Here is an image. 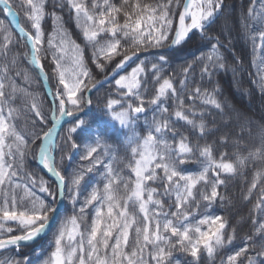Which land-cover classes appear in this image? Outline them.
Listing matches in <instances>:
<instances>
[{
	"label": "snow or ice",
	"instance_id": "obj_1",
	"mask_svg": "<svg viewBox=\"0 0 264 264\" xmlns=\"http://www.w3.org/2000/svg\"><path fill=\"white\" fill-rule=\"evenodd\" d=\"M66 2L76 24L82 29L83 38L93 48V62L102 72L105 64L100 60L111 63L115 56H121L112 68L115 75L133 57L164 47L170 35L173 36L170 43L180 45L193 32L210 42L209 53L201 57L207 61L202 65V76L210 77L211 70L225 68V56L221 52L223 46L218 38L206 34L207 26L213 22L223 0H184L183 4L181 0H121L119 4L112 0H102V3L92 0L90 6L85 0ZM260 3L264 6V0ZM46 4L47 0H20V6H26L25 15L30 22L31 30H26L13 11L11 0H0V8L11 17L20 37L29 45L30 63L45 82L48 77L42 57H47L43 51V21L49 15ZM51 15L54 27L47 47L57 49L52 52V61L58 84L62 87L54 93L57 102L51 108L50 127H43L48 120L33 102L35 117L39 119L32 123L34 129L39 130L33 131L30 140L25 139L13 123L11 101L15 99L17 86L8 75L7 63L0 68V252L18 250L40 237L54 219L53 214L58 212L56 201L65 198L66 177L58 169L53 155L57 147V126L65 118L73 117L75 120L68 129L65 144L72 149L83 145L82 158L90 163L71 178L68 199L74 206L77 204L81 184L94 169L100 170L101 182L92 188L79 206L80 215L74 214L62 223L48 258L41 264H170L173 250L177 248L199 264L202 250L212 256L218 249L231 244L235 230L230 229L226 234L227 219L223 215L199 216L200 202H204L207 213L220 196V186L226 183L224 176L236 175L238 168L244 167L249 158L264 160V145L250 150L247 156L237 155L232 161L225 159L226 152L222 151L217 156L211 143L193 145L187 135L181 133L177 136L175 122L168 116V100L175 102L172 111L176 120L197 130L201 137L206 125L202 119L204 113L197 110L196 102L214 106L221 112L224 106L214 94L195 82L189 86L191 65L183 69L179 88L171 77L162 76L168 59L161 54L150 65L140 62L129 73L120 75L115 80L118 96L105 102L110 118L127 130L124 141L131 159L125 167L131 175L123 174V170L113 166L115 157L108 163L104 162L103 157L108 155L109 148L103 134L77 115L85 104H92L86 93L95 87V78L87 66L81 46L68 39V33L60 23L62 18L55 13ZM248 16L261 21L262 30L251 33L249 39L253 55L259 52L264 65V8L257 13L254 3L248 10ZM57 36L62 38L59 46L54 44ZM13 42L12 28L0 19V58L7 59ZM69 51L71 57L68 56ZM233 59L238 62V57ZM65 60H70V64L66 65ZM12 63L14 65L15 60ZM149 70L158 85L151 97L146 96L142 87L147 83ZM261 84L264 85V75L261 76ZM146 105L152 106V116L151 119L145 117L146 134L141 135L136 122L140 114L148 111ZM197 116L201 117L199 122ZM82 129L89 131L90 142L74 139ZM33 144L37 148L38 163L58 181V193H53L44 181L35 176L29 175L27 184L17 179L23 170L25 154ZM196 160L200 164L196 173L185 172L179 167ZM102 164L103 169L100 168ZM262 177L264 172L255 173L249 193L257 189ZM157 184L159 188L154 186ZM37 187L51 197V203L36 194L34 189ZM18 189H23V195L19 197ZM164 197L169 198L167 204ZM89 207H93V218L85 227ZM255 209L264 211V184H261ZM260 229H264V224ZM249 247L254 248L255 245L242 247L228 255L224 264H241V257L247 264H264V247L254 255L249 254ZM0 264H31V260L27 256L5 255L0 258Z\"/></svg>",
	"mask_w": 264,
	"mask_h": 264
},
{
	"label": "trees",
	"instance_id": "obj_2",
	"mask_svg": "<svg viewBox=\"0 0 264 264\" xmlns=\"http://www.w3.org/2000/svg\"><path fill=\"white\" fill-rule=\"evenodd\" d=\"M97 2L102 3V0H97ZM112 2L119 4L121 0H112ZM151 2H155V0H151ZM183 2L184 0H181V4ZM11 3L18 12L21 25L26 30H31L30 22L25 15L26 6L21 7L20 0H11ZM85 3L90 6L92 0H85ZM254 3L257 13H259L264 8L260 0H223V5L213 22L207 26L206 34L219 39L220 44L223 46L221 52L225 56V68L223 70H211L210 77L202 76L201 73L202 65L207 62L201 57H206L209 53L210 42L202 39L197 32H193L183 44L172 51L146 56L135 62L128 70L130 71L131 68L140 62L150 65L159 55L163 54L167 57L168 63L163 68L162 76L171 77L179 88V82L183 79V69L191 65L188 76L189 86H191L192 82H195L209 93L214 94L224 106L223 111L215 109L214 106L202 104L200 101L196 102L197 110L204 113L202 119L206 128L203 137L197 130L192 129L183 121L176 120L172 111L175 108V102L172 100L166 102L170 108L168 116L175 122L177 136L181 133L187 135L189 142L193 145L211 143L214 145L217 156L223 151L227 153L225 159L232 161L236 160L237 155L247 156L250 150L264 145V85L261 84V76L264 75V65L261 64L259 52L253 55V45L249 39L251 33L262 30L261 21L248 16V10ZM46 9L49 15L43 21L45 32L43 51L47 53V57H42V64L48 75L53 95L57 88L62 86L58 84L55 64L52 61V51L47 47V41L54 27L51 13H55L62 18V23L72 40L81 46L87 66L95 78L94 82L96 83L107 76L116 62L121 59V56H115L111 63L100 60V63L105 64L104 71H100L93 62V48L83 38L82 29L76 24L66 0H47ZM178 12L179 9L177 14ZM0 19L5 20L8 26L12 28L1 8ZM12 31L14 33V42L11 45V51L8 53L7 59L0 58V68L7 63L8 75L17 86L15 99L11 101L14 109L13 123L21 135L25 139L30 140L33 131L39 130L34 129L32 123L33 120L39 119L35 117V109L32 107L33 102H36L48 120V123L43 125L44 128L51 126L52 104L46 95L35 67L30 63L31 53L28 43L16 31L13 29ZM172 37L171 35L169 36V42L162 48L169 45ZM101 40H103V37H101ZM234 56L238 57V62L233 59ZM13 60H15L14 65L12 63ZM128 71L126 74L129 73ZM114 83L104 86L92 96L91 112L88 116L81 119L103 134L104 142L109 148L108 155L103 157L104 162L108 163L112 157H115L113 161L114 168L123 170L125 175H131L130 171L125 167L127 161L131 159L127 144L124 141V134L127 130L122 129L117 122L113 121L105 110L106 99L118 96ZM157 86V82L149 70L147 83L142 85L146 96L151 97ZM185 103H189L186 96ZM146 107L148 111L143 116H140L136 122V129L141 135L146 134L145 117L151 119L152 116V106L146 105ZM196 119L199 122L201 117L197 116ZM72 126L73 124L69 123L63 127L57 138L55 150L57 167L65 175L67 182V203L64 213L56 227L44 239L31 246L6 251L0 254V258H4L5 255H14L18 258L27 256L30 258L31 264H41L42 260L48 258L53 248L54 239L58 229L64 222L63 219H67L74 214L79 216V206L89 195L92 188L101 182L100 170L94 169L93 173L86 175L85 180L81 184V195L77 204L74 206L71 200L68 199L71 178L78 171L84 170L90 163V161L82 158L84 154L83 145L80 148L72 149L70 145L65 144L68 129ZM171 135L169 133V136ZM74 139L77 142H90V133L87 129H82L77 135H74ZM36 143L39 144V141ZM103 167L104 165L102 164L100 168L103 169ZM179 167L185 172L196 173L200 169V164L196 160L186 162ZM257 171L264 172V160L249 158L244 167L238 168L236 175L224 176L226 183L220 186V196L207 213L204 208V202H200L198 215H223L228 221V228L225 232L227 234L230 229H234L235 239L223 249H218L212 256H208L202 250L199 264H224L228 255L234 254L242 247L255 245L254 248L249 247L250 255H254L264 247V229H260V225L264 224V211L255 209L261 191V184H264V177L261 178V184H258L257 189L249 193L250 185ZM29 175L44 181L53 193L58 192L57 185L37 167V148L35 144L30 145L28 148L24 157L23 170L17 179L22 184H27L29 183L27 179ZM154 186L160 187L159 184ZM34 190L37 195L50 203L52 202L51 197L47 193L40 192L38 187ZM21 195H23V189H18L17 196ZM249 195L251 198H248ZM164 199L167 204L169 198L164 197ZM92 218L93 207H89L86 210L85 227L88 226ZM257 229H260L259 233H257ZM131 243L132 236H130L129 240L130 246ZM240 260L241 264H247L244 257H241ZM170 264H195V261L190 255L177 248L173 250Z\"/></svg>",
	"mask_w": 264,
	"mask_h": 264
},
{
	"label": "water",
	"instance_id": "obj_3",
	"mask_svg": "<svg viewBox=\"0 0 264 264\" xmlns=\"http://www.w3.org/2000/svg\"><path fill=\"white\" fill-rule=\"evenodd\" d=\"M13 11L15 12V10L13 9ZM16 13V12H15ZM17 15V14H16ZM6 16V15H5ZM18 17V16H17ZM6 18L10 21L12 28L18 33V31L15 29V26L12 24V19L11 17L6 16ZM19 19V17H18ZM20 22V20H19ZM19 34V33H18ZM192 33L189 34V37L191 36ZM188 37V38H189ZM173 38V37H172ZM187 38V39H188ZM186 39V40H187ZM185 40V41H186ZM185 41H183L181 44H183ZM180 44V45H181ZM180 45H172L171 43L165 47V48H159V49H152L147 53H140L138 57H133V59L131 61H129L124 68L118 70L115 75L113 74V72L111 71L107 76H105L104 78H102L101 80H99L98 82L95 83V87L91 89L90 92L86 93L87 96H89L90 98H92V96L101 88H103L104 86L112 83L113 81H115L120 75L124 74L126 71H128V69L138 60L149 56L151 54L154 53H159V52H169L172 51L173 49L177 48ZM35 67V66H34ZM36 69V68H35ZM36 71L38 72V70L36 69ZM39 74V72H38ZM40 76V74H39ZM48 77V76H47ZM40 79L43 83L44 89L46 91V94L48 96V98L50 99L52 105L55 102V98L53 96V92L49 83V79H47V81L45 82L41 76ZM91 112V105H84V109L78 113L77 115L81 118L86 117L89 115V113ZM147 112V111H146ZM145 112V113H146ZM145 113H142L140 115H144ZM73 120H75V117L73 118H65V121L62 122L59 126H57V137L61 131V129L68 123H71ZM57 140V139H56ZM37 166L38 168L41 170V172L46 175L48 178H50L54 183L57 184L58 186V181L56 180V178L54 176L51 175V173H49L45 168H43V166L41 164L38 163V156H37ZM59 191V189H58ZM66 196H67V183H65V198L63 200H57V208H58V212L54 215V219L51 221V223L49 224L48 228L45 230V232L38 238H36L34 241L30 242L27 245H24L22 247L25 246H31L35 243H37L38 241H40L41 239H43L44 237H46L49 233H51V231L56 227L57 223L59 222V219L61 218L63 212L65 211V207H66ZM12 250V249H9ZM8 251V250H7ZM3 252H0V254H2Z\"/></svg>",
	"mask_w": 264,
	"mask_h": 264
},
{
	"label": "rangeland",
	"instance_id": "obj_4",
	"mask_svg": "<svg viewBox=\"0 0 264 264\" xmlns=\"http://www.w3.org/2000/svg\"><path fill=\"white\" fill-rule=\"evenodd\" d=\"M14 9V8H13ZM15 11H16V9H14ZM16 13L18 14V12L16 11ZM60 23H62V20H61V22ZM63 24V23H62ZM64 26V25H63ZM57 27H59V25H57ZM65 28V27H64ZM65 30H66V28H65ZM67 31V30H66ZM67 33H68V31H67ZM61 37H59V36H57V38H56V40L54 41V44L55 45H57V46H59L60 45V43H61ZM68 39H70V40H72V38L70 37V35H69V33H68ZM74 41V40H73ZM76 43V42H75ZM50 50L53 52V51H56L57 49L56 48H50ZM71 55H72V53H71V51H69V53H68V56L69 57H71ZM64 63L66 64V65H68V64H70V60H65L64 61ZM131 71V70H130ZM130 71H128V72H130ZM124 74H126V73H124ZM123 74V75H124ZM119 78V77H118ZM117 78V79H118ZM115 82V81H114ZM115 84V83H114ZM115 88H116V86H115ZM116 92H117V89H116ZM117 94H118V92H117ZM58 193V192H57ZM57 202V201H56ZM67 203V202H66ZM66 220V218H64L63 219V221H65ZM38 243V242H37Z\"/></svg>",
	"mask_w": 264,
	"mask_h": 264
}]
</instances>
